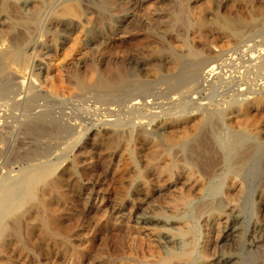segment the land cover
I'll use <instances>...</instances> for the list:
<instances>
[{
	"label": "rangeland",
	"instance_id": "374dc122",
	"mask_svg": "<svg viewBox=\"0 0 264 264\" xmlns=\"http://www.w3.org/2000/svg\"><path fill=\"white\" fill-rule=\"evenodd\" d=\"M0 58V198L12 206L0 264H186V252L221 264L254 250L264 0H0ZM90 71L122 81L101 90ZM238 133L232 161L259 151L247 177L227 167ZM39 167L20 198L2 188L29 187Z\"/></svg>",
	"mask_w": 264,
	"mask_h": 264
},
{
	"label": "bare ground",
	"instance_id": "6f19581e",
	"mask_svg": "<svg viewBox=\"0 0 264 264\" xmlns=\"http://www.w3.org/2000/svg\"><path fill=\"white\" fill-rule=\"evenodd\" d=\"M37 13V11H36ZM35 14V13H34ZM15 15V14H14ZM35 15L34 17L32 16V20H31V23L34 24L36 22V19H35ZM261 23V22H260ZM228 24V23H227ZM228 27V25H227ZM230 28V27H229ZM7 53V51H5ZM4 52V54H5ZM187 52V55L185 57H190V58H197L198 57V53L193 51V50H190L188 49ZM3 55V54H2ZM184 56V55H183ZM182 56V57H183ZM9 57L10 59L12 60H17L21 57V54L18 53L17 51H10L9 52ZM180 55L178 56V54H171V58H172V64L174 65L175 68H178L180 67L185 61H184V57L182 58ZM170 58V59H171ZM187 58V59H188ZM1 59V58H0ZM260 60V59H259ZM264 61V60H262ZM2 65V64H1ZM4 68V67H3ZM91 73L89 74L90 77H89V81L88 83L98 89H101V90H108V89H111L114 85L116 84H119L121 83L122 79L119 78V74L117 73L116 75L118 76L115 81L114 80H110L108 78H104L102 76H100L99 73L95 72V71H90ZM88 73V72H87ZM84 75L85 73L84 72H80V77L81 78H84ZM5 83V82H4ZM183 83H179L177 86L180 88L181 85ZM2 85V83H1ZM183 87V86H182ZM8 88V86H7ZM216 118V117H215ZM214 119V118H213ZM35 124V123H34ZM42 124V123H41ZM40 125V124H39ZM52 125V124H51ZM61 125V124H60ZM29 126V125H28ZM37 126V125H36ZM55 126V125H54ZM1 127V126H0ZM53 127V125H52ZM26 128V127H25ZM40 128V127H39ZM55 129H58L56 127H54ZM30 130V129H29ZM46 130V129H45ZM52 130V129H51ZM43 131V130H42ZM208 131V130H207ZM35 132V131H34ZM58 132V131H57ZM69 133V132H67ZM237 133V132H236ZM235 133V134H236ZM31 134V133H30ZM33 134V133H32ZM70 135V133H69ZM242 135V134H241ZM244 136H241L239 135L238 133V136L236 135H232L231 138H230V141L228 142L227 144V167L229 170L233 171L234 173H237V175H241V176H250L252 173H255V169L258 168L256 162H254V160L256 158H258V154H259V151L258 149H254V150H249V152L247 154H243L241 153V155L238 157L237 155V158H234V160L232 161V158L234 157V154H236V149L241 147L243 145V139L242 138ZM207 139V138H206ZM246 139V138H245ZM209 142V141H208ZM211 142V141H210ZM212 144V143H211ZM187 145V144H186ZM192 145V144H191ZM209 145V144H208ZM201 147V146H200ZM207 147V146H206ZM246 147V146H245ZM205 148V147H204ZM249 147H247L248 149ZM188 149V148H187ZM201 149V148H200ZM209 149V147L207 148ZM218 152V151H217ZM241 152V151H240ZM198 153V152H197ZM208 153V152H207ZM199 154V153H198ZM210 154V153H209ZM38 155V154H37ZM196 155V154H195ZM198 156V155H197ZM210 156V155H209ZM224 157V156H223ZM203 159V158H202ZM212 160V159H211ZM45 162V161H44ZM46 165V164H45ZM262 167H264V163H262L261 165ZM261 167V168H262ZM39 171H35V170H30L25 176H26V183L29 185V187H25V188H20L18 187V183L15 182V183H11L10 185H5V186H2V188L4 190H9V191H12L13 193H15V197L18 199L20 198V195L22 193V191H27V192H30L29 188L30 186L35 182V179L38 178V176H40V174H42L45 170H46V167H39L38 168ZM262 171V170H261ZM21 179V177H19V180ZM25 179V178H24ZM242 179V177H241ZM249 180V179H248ZM261 181V180H260ZM242 182V181H241ZM9 184V183H8ZM24 193V192H23ZM5 194V193H4ZM244 197V194L241 198ZM222 201V200H221ZM243 202V201H242ZM208 205H213V206H219V201H215L214 203H209ZM243 205V204H242ZM241 205V206H242ZM204 206V205H203ZM239 206V207H241ZM238 207V208H239ZM243 207V206H242ZM232 208V207H231ZM199 209V208H198ZM211 209V208H210ZM240 209V208H239ZM12 210V206H11V203H10V200L9 199H5L4 197L0 198V233L2 231V228H1V223H2V220L3 218L10 214ZM242 210V209H240ZM239 210V211H240ZM236 212V211H235ZM234 212V213H235ZM234 218V217H233ZM247 218V217H246ZM238 219V217L236 218V220ZM242 219V217H241ZM235 220V219H234ZM240 220V219H239ZM235 223V222H234ZM239 224V222H238ZM237 224V225H238ZM250 224H252V222L250 221ZM231 226V225H230ZM253 227L255 228V232L250 236V238H252V248L254 249L253 251H249L247 253V256L246 258H242V259H235L234 257H227L224 259V261H222L221 264H264V262H262L260 259L261 257H264V228L260 227V226H257L256 223H253ZM237 228V227H236ZM253 229V228H251ZM229 230V229H228ZM229 232V231H228ZM231 235L233 237H235V233H236V230L235 228L233 227V229L231 230ZM252 233V232H251ZM232 238V237H231ZM234 243V242H233ZM257 255H259L260 257H258ZM178 258L184 260V262L186 264H190V252H186L182 255H180ZM216 263V262H215Z\"/></svg>",
	"mask_w": 264,
	"mask_h": 264
}]
</instances>
